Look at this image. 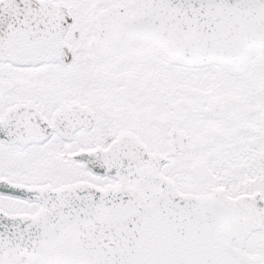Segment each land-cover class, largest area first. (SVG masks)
I'll return each instance as SVG.
<instances>
[{
	"label": "snow or ice",
	"instance_id": "snow-or-ice-1",
	"mask_svg": "<svg viewBox=\"0 0 264 264\" xmlns=\"http://www.w3.org/2000/svg\"><path fill=\"white\" fill-rule=\"evenodd\" d=\"M0 264H264V0H0Z\"/></svg>",
	"mask_w": 264,
	"mask_h": 264
}]
</instances>
